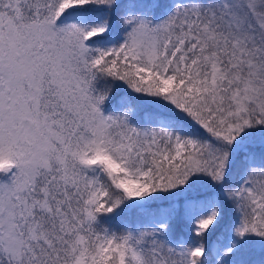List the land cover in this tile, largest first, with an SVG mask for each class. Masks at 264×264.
Instances as JSON below:
<instances>
[{
    "label": "snow or ice",
    "instance_id": "1",
    "mask_svg": "<svg viewBox=\"0 0 264 264\" xmlns=\"http://www.w3.org/2000/svg\"><path fill=\"white\" fill-rule=\"evenodd\" d=\"M0 264H264V0H0Z\"/></svg>",
    "mask_w": 264,
    "mask_h": 264
}]
</instances>
